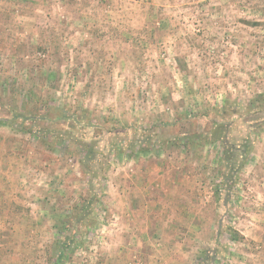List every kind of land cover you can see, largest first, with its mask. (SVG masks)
I'll return each instance as SVG.
<instances>
[{
  "label": "rangeland",
  "instance_id": "1",
  "mask_svg": "<svg viewBox=\"0 0 264 264\" xmlns=\"http://www.w3.org/2000/svg\"><path fill=\"white\" fill-rule=\"evenodd\" d=\"M0 118V264H264V0H0Z\"/></svg>",
  "mask_w": 264,
  "mask_h": 264
},
{
  "label": "trees",
  "instance_id": "2",
  "mask_svg": "<svg viewBox=\"0 0 264 264\" xmlns=\"http://www.w3.org/2000/svg\"><path fill=\"white\" fill-rule=\"evenodd\" d=\"M42 110H43V113L42 114H37V115H33L31 112L28 114V116H26L25 114H21L17 117H22V118H25L27 120H32V119H37L38 116L42 115V117L46 120H49V121H53V119H55V123H66V122H69L72 118L70 116L67 115V111L65 108H57V107H50L49 104H44L43 107H42ZM52 113H54V118L51 116ZM75 119V121L79 120L78 118H73ZM10 120L8 119H3V118H0V126H9L10 125ZM224 125V124H222ZM221 125V126H222ZM23 126V125H22ZM87 127H91V125H87ZM223 129V128H222ZM101 133L99 135H103L105 131H103L101 129L100 131ZM220 133V132H219ZM215 135L218 134V132L214 133ZM36 137L39 139V140H46L47 138V135H40V134H35ZM63 133L59 134V138L57 140H55L56 142V145L58 147H61V145L63 146L64 144V141H63ZM208 137V136H207ZM206 136H204L203 138H206L208 139ZM198 137H194L193 139L196 140ZM231 138V137H230ZM233 138V137H232ZM191 139L190 137L189 138H185L184 141H180V139L177 141H172V140H169L170 142H176L177 144H180V147L183 148V147H188L189 148V144H188V141H191L193 142L194 140ZM212 141L213 142H222L224 143L226 141V138L222 137V134H219L217 137L214 136V137H211ZM95 140H89V142H93ZM169 142V143H170ZM48 143V142H47ZM224 146V145H223ZM228 145L225 144V152L226 151V147ZM82 148L85 149V155H84V158H83V161L84 160H90L91 159V156L93 155V143H82ZM84 151V150H83ZM225 184V182H223ZM216 194L218 195V197H221L219 195V191L217 190L216 191ZM217 198V197H216ZM218 199V198H217ZM66 228H63V230L61 229V232H63ZM73 246H71V244L67 245L65 244L63 241H60V242H57L56 245H55V250H54V255L52 256H48V260H50L51 262H53V264H65V262L69 259V256L74 252L76 251L81 244L77 242H75L74 244H72Z\"/></svg>",
  "mask_w": 264,
  "mask_h": 264
},
{
  "label": "crops",
  "instance_id": "3",
  "mask_svg": "<svg viewBox=\"0 0 264 264\" xmlns=\"http://www.w3.org/2000/svg\"><path fill=\"white\" fill-rule=\"evenodd\" d=\"M173 182L175 181L173 180ZM245 264H257V262L255 263L254 261H246Z\"/></svg>",
  "mask_w": 264,
  "mask_h": 264
}]
</instances>
